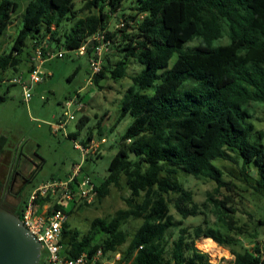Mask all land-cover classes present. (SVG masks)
Here are the masks:
<instances>
[{
    "label": "trees",
    "instance_id": "16d2710c",
    "mask_svg": "<svg viewBox=\"0 0 264 264\" xmlns=\"http://www.w3.org/2000/svg\"><path fill=\"white\" fill-rule=\"evenodd\" d=\"M128 1L85 0L80 7L75 0H29L9 51L0 54L1 77L7 67L17 70L28 39L31 53L26 52V71H30L36 46L41 45L43 52L61 46L75 48L106 28L107 12L115 15L120 11L123 26L106 31L105 38L122 58L112 68L103 59L93 84L99 83L106 69L112 78L124 77L129 57L141 66L130 76L117 119L129 114L132 122L109 160L107 175L94 183L96 198L101 200L123 177L129 190L126 207L107 219L94 217L82 236L64 221L62 252L74 256L97 248L119 251L126 242L121 253L125 264H213L194 246L195 240L205 237L230 252L232 259L218 264H255L254 251L262 240L251 233L244 243V229L232 225L235 209L228 205L231 198L213 196L221 187L234 186L223 180L222 169L214 161H240V172L248 184L264 190V144L253 138L251 120V105L264 104V0H136L132 15L122 12ZM17 7L15 0H0V37ZM72 18V24L57 33L62 21ZM224 35L226 43L214 44ZM194 39L197 44L188 46ZM87 120L82 115L77 126ZM5 140L0 136V153ZM251 164L257 169L254 179L247 172ZM177 170L213 180V193L207 192L199 205L191 190L170 180L169 175ZM49 199L45 196L37 201ZM25 202L15 199L0 206L21 218ZM208 203L222 222L221 228L207 221L205 227L196 225L191 231L181 227L182 219L202 214L201 207ZM73 206L64 208L67 215ZM171 207L180 220H175ZM128 219L141 221L129 240L123 229ZM258 224L264 225V218ZM174 228L177 233L169 242ZM98 234L101 236L95 241ZM249 242L255 243L253 250L247 246Z\"/></svg>",
    "mask_w": 264,
    "mask_h": 264
},
{
    "label": "rangeland",
    "instance_id": "374dc122",
    "mask_svg": "<svg viewBox=\"0 0 264 264\" xmlns=\"http://www.w3.org/2000/svg\"><path fill=\"white\" fill-rule=\"evenodd\" d=\"M15 1L18 3L17 10L12 14L5 32L0 37V54L9 51L29 0ZM84 1L75 0V3L81 7ZM135 3L136 0L128 1L123 6L122 12L132 15L134 12L131 7ZM118 13L121 15L120 11ZM107 14L109 15L107 18L109 27L121 17L117 13L114 15L107 12ZM73 20V18L63 20L57 33L61 34L66 25L69 27ZM227 40V36L224 35L214 44H224ZM197 42V39H194L187 45L191 47ZM26 52L31 53V41L28 39L19 55L22 61L17 70L14 71L7 67L1 72L0 77V80L2 79L0 81V96H4V99L0 100V136H4L6 139L0 153V204L9 203L15 199L26 200L35 186L45 180L61 179L64 172H71L70 168L78 162L83 167L80 170L82 174L87 175L95 184H99L108 173L109 160L120 147L122 134L132 122V117L129 114L117 119L122 94L131 83L130 76L141 69L140 64L133 58L129 57L126 60V75L124 77L112 78L106 69L104 77L97 85L87 84L89 76L87 56L66 53L63 57L47 58L40 65V69L45 75L43 80L31 88L30 98L24 100L21 85L14 82L10 84L6 80L25 74L28 65ZM105 52L103 55L106 60L105 65L110 68L122 58V53L115 46L111 45ZM174 59L175 55L171 61ZM76 94L84 104L83 107L79 111L76 110L73 113L74 118L67 121L64 126L54 129L53 123L62 116L63 107L61 104L63 100ZM251 112V120L254 125L253 138L264 144V104L253 103ZM82 115L87 116L88 120L83 126L78 127L77 123ZM260 132L262 136L259 138ZM89 136L90 138L87 139ZM101 137L105 139V142L101 143L96 150L91 149L85 158L81 155V151L75 147V142L87 144L90 139L98 140ZM214 163L222 169L223 180L233 183L234 186L231 189L221 187L218 193H213L215 187L213 180L195 178L182 170H177L169 175V178L177 185L191 190L193 199L199 205L204 203L207 192L213 193V196L219 199L229 196L231 201L228 205L235 209V212L231 214L232 225L244 229L245 233L241 236L243 242H248L245 236L251 233H256L257 239L264 240V225L258 224V219L264 218V190H254L253 185L248 184L240 172V161L235 164L217 159ZM34 170L35 173L32 175ZM247 172L252 179L257 177V169L254 165H249ZM51 176L55 177L49 179ZM27 178H29L28 181L24 183ZM128 195L129 190L124 178L121 177L118 186L111 185L109 193L101 200L95 198L88 204L82 201L75 202L65 222L71 230H76L79 236H82L88 231L94 217L107 219L117 209L125 208L124 198ZM50 200L51 198L48 201L52 202ZM60 204L63 208L70 209L73 203L62 202ZM201 209L203 210L202 214L182 219L181 227H186L191 231L196 225L205 227V221L213 227H222V222L217 219V213L210 203ZM170 212L176 221L180 220L172 207ZM140 222L139 219H128L123 224V229L128 234L127 240ZM176 233L177 228L171 230L169 242ZM100 236L98 234L95 241ZM198 240H195L194 246L205 253L211 263L218 264L232 259L229 250L214 241L213 252H216L217 255H210L211 252L208 253L199 247ZM126 244L125 242L119 246L120 253L123 252ZM122 264L125 263L122 261Z\"/></svg>",
    "mask_w": 264,
    "mask_h": 264
},
{
    "label": "built area",
    "instance_id": "2783aa9c",
    "mask_svg": "<svg viewBox=\"0 0 264 264\" xmlns=\"http://www.w3.org/2000/svg\"><path fill=\"white\" fill-rule=\"evenodd\" d=\"M124 21L120 18L111 27L98 30L83 40L75 48H65L61 46L58 49H47L42 51L41 45L34 48L30 58L31 69L24 75L20 74L12 79L7 78L9 83H18L21 85L24 100L31 96V88L44 78V73L40 69L42 62L51 57H63L66 53H73L77 56H87L89 76L87 84H93L96 74L100 71L105 51L110 48L111 41L105 38L106 31H113L122 27ZM83 103L78 94L66 97L61 106L63 107L62 116L52 125L58 129L73 119V113L83 107ZM74 109V110H73ZM105 139L101 137L98 140L90 139L87 144L75 142V147L81 151V155L86 156L89 151L96 150ZM81 163L78 162L72 168L71 172L65 178L59 180H50L35 186L26 199L24 209L21 214V222L28 232L40 242V255L38 264H122L121 253L119 251L103 252L101 248L95 251H82L77 255L70 256L62 252L61 229L67 214L63 207H54L60 203L84 202L90 203L96 198L97 191L94 182L80 171ZM80 173V176H78ZM49 196L50 201L39 203V197ZM66 208V207H65ZM254 242L248 247L253 250ZM258 251L254 255L258 258L255 264H264V241L258 244Z\"/></svg>",
    "mask_w": 264,
    "mask_h": 264
},
{
    "label": "water",
    "instance_id": "95a60500",
    "mask_svg": "<svg viewBox=\"0 0 264 264\" xmlns=\"http://www.w3.org/2000/svg\"><path fill=\"white\" fill-rule=\"evenodd\" d=\"M40 242L14 213L0 206V264H38Z\"/></svg>",
    "mask_w": 264,
    "mask_h": 264
},
{
    "label": "bare ground",
    "instance_id": "6f19581e",
    "mask_svg": "<svg viewBox=\"0 0 264 264\" xmlns=\"http://www.w3.org/2000/svg\"><path fill=\"white\" fill-rule=\"evenodd\" d=\"M198 245L200 248H203V250H205L206 252H211L210 255H217L216 252H213L214 249V244H213V240L211 238H204V239H200L198 240Z\"/></svg>",
    "mask_w": 264,
    "mask_h": 264
},
{
    "label": "crops",
    "instance_id": "0c3cea01",
    "mask_svg": "<svg viewBox=\"0 0 264 264\" xmlns=\"http://www.w3.org/2000/svg\"><path fill=\"white\" fill-rule=\"evenodd\" d=\"M76 164V163H75ZM74 166H72L70 169L72 170V168H73ZM69 169V170H70ZM68 173H70L69 171H66V172H64V174L62 175V178H65L67 175H68ZM55 176H51L49 179H51V178H54ZM58 178H61L60 176H57ZM45 181H47V180H45ZM44 181V182H45ZM42 183V182H41Z\"/></svg>",
    "mask_w": 264,
    "mask_h": 264
},
{
    "label": "flooded vegetation",
    "instance_id": "af4514ba",
    "mask_svg": "<svg viewBox=\"0 0 264 264\" xmlns=\"http://www.w3.org/2000/svg\"><path fill=\"white\" fill-rule=\"evenodd\" d=\"M28 179H29V178H27V179L24 181V183H26V182L28 181ZM23 185H25V184H23ZM3 204H4V203H3Z\"/></svg>",
    "mask_w": 264,
    "mask_h": 264
}]
</instances>
